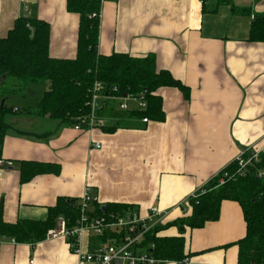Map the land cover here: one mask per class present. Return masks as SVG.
<instances>
[{
  "label": "crops",
  "instance_id": "obj_1",
  "mask_svg": "<svg viewBox=\"0 0 264 264\" xmlns=\"http://www.w3.org/2000/svg\"><path fill=\"white\" fill-rule=\"evenodd\" d=\"M231 5L249 8L251 15L233 13ZM257 13H264V0H102L98 53H153L157 68L188 87V97L176 88L158 89L164 119L146 123L115 100L96 110L103 125L91 129L50 121L27 130L6 117L13 128L0 155L12 165L1 168L0 218L44 220L57 198L78 200L88 187L101 204L128 203L140 213L150 206L173 208L172 220L188 212L187 197L240 151L264 155V42L248 40ZM20 15L49 23V55L75 56L77 16L65 0H0V37ZM115 122L126 125L104 130ZM21 160L55 163L59 171L21 183ZM180 230L171 226L158 235ZM244 234L239 204L224 200L217 220L183 230L184 252L192 264H237V240ZM0 264H77V258L63 236L31 243L4 239Z\"/></svg>",
  "mask_w": 264,
  "mask_h": 264
},
{
  "label": "trees",
  "instance_id": "obj_2",
  "mask_svg": "<svg viewBox=\"0 0 264 264\" xmlns=\"http://www.w3.org/2000/svg\"><path fill=\"white\" fill-rule=\"evenodd\" d=\"M229 3V0H217ZM206 0H202L204 4ZM102 0H65L66 10L77 16L76 53L72 58H58L49 55L50 25L47 21L27 15L18 16L0 37V102L2 99L24 91L29 83L47 82L43 93L33 105L21 108L0 106V149L6 133L13 128L7 121L9 115L22 114L49 118L59 125L72 124L81 128L101 127L102 121L96 120L88 127L90 114L89 98L91 86L95 80L102 83L108 91H103L97 108L104 102H110L108 96H120L124 93L143 94L146 108L142 111H128L129 117H145L148 121L164 119L162 98L158 89L176 88L188 97V87L166 69L157 68L153 53L133 56L126 52H112L103 55L97 51L99 16ZM231 12L251 15L249 8H235ZM94 16H91L92 14ZM249 41L264 42V13L252 15ZM32 35L30 36V33ZM114 88L116 90L114 91ZM126 123L103 127L111 132ZM251 151V150H250ZM1 157V155H0ZM264 155L259 152V161H251L238 171L233 159L221 171L211 177L195 194L187 197L188 212L170 220L155 231L168 227H182L175 235L151 234L155 248L152 250L159 258L171 261L181 260L184 252L185 228H199L206 222L219 217L221 202L235 201L239 204L245 223V234L237 240V264H264ZM59 165L35 160L19 161L20 182H27L38 174L56 175ZM227 173L222 184L219 179ZM78 200L57 198L48 207L44 220L18 218L6 222L0 218V240L13 239L16 243H31L43 240L46 231L55 225L56 218L63 216L71 226L78 216ZM96 213L124 212L136 210L128 203L107 202L92 203Z\"/></svg>",
  "mask_w": 264,
  "mask_h": 264
},
{
  "label": "built area",
  "instance_id": "obj_3",
  "mask_svg": "<svg viewBox=\"0 0 264 264\" xmlns=\"http://www.w3.org/2000/svg\"><path fill=\"white\" fill-rule=\"evenodd\" d=\"M94 15L93 13L91 16ZM115 90L116 88H114ZM103 91H108V89L101 82L95 80L91 86L89 98L90 114L87 119V126L90 128L96 120H99L95 113ZM108 97L118 100L120 108L127 112L130 110L142 111L147 105L142 93L138 95L124 93L120 96L112 95ZM130 103H133V105ZM135 118L143 123L148 122L145 117ZM99 121L101 122V120ZM74 128L80 129L81 127L74 125ZM95 146L99 147L98 144ZM234 159L237 162L238 171H240L251 161L258 162L259 152L250 151L247 148L240 151ZM11 165V160L0 157V175L2 173L1 168L5 169ZM257 175L263 176L264 171H258ZM225 177H228L227 173H224L223 177L219 179V184L224 182ZM193 194L195 193L191 195ZM94 201H97L96 197L86 187L78 201V216L74 219L73 224L68 226L66 219L60 215L56 218L55 225L46 231L45 238L58 236L67 238L70 250L77 258V264H161L169 261L155 255L152 251L155 244L151 239H148V236L151 234L157 236L160 233L155 229L170 221L168 217L171 215L173 208L167 210L150 206L144 213L137 210L124 212H106L103 210L101 214H98L92 206ZM85 236L88 239L95 238L96 243L91 246L84 245ZM3 240H0V242ZM11 241L15 243L13 239ZM174 262L192 264L188 254L181 260Z\"/></svg>",
  "mask_w": 264,
  "mask_h": 264
},
{
  "label": "rangeland",
  "instance_id": "obj_4",
  "mask_svg": "<svg viewBox=\"0 0 264 264\" xmlns=\"http://www.w3.org/2000/svg\"><path fill=\"white\" fill-rule=\"evenodd\" d=\"M47 82H37V83H29L27 85L26 90L24 91V95L17 93L14 95L9 96L8 98L5 99V104L7 106L11 105L14 107L21 108L23 106H28V105H33L36 102V99L38 96H40L43 93V90L46 88ZM119 101L115 100V103L118 104L119 106ZM129 103V101H128ZM133 105V103H130ZM120 108V106H119ZM121 109V108H120ZM123 110V109H122ZM11 117H8V119L12 120H20L22 121L21 126L27 130H37V129H42L45 126H48L50 121L54 123L53 120L49 118H44V117H36V116H29L31 117L30 120H24L22 114L18 115H10ZM6 118V120H7ZM136 119V118H135ZM79 201V199H78ZM85 240H87V237H84ZM86 243V242H85Z\"/></svg>",
  "mask_w": 264,
  "mask_h": 264
},
{
  "label": "water",
  "instance_id": "obj_5",
  "mask_svg": "<svg viewBox=\"0 0 264 264\" xmlns=\"http://www.w3.org/2000/svg\"><path fill=\"white\" fill-rule=\"evenodd\" d=\"M31 35H32V32L30 33V36H31ZM3 101H4V99L1 100V102H0V106H2ZM103 210H104V208H103ZM180 229H182V227H179V230H180Z\"/></svg>",
  "mask_w": 264,
  "mask_h": 264
}]
</instances>
